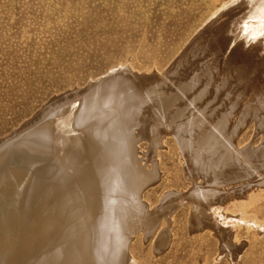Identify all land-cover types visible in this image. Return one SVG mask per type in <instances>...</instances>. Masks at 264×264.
<instances>
[{
	"label": "bare ground",
	"instance_id": "6f19581e",
	"mask_svg": "<svg viewBox=\"0 0 264 264\" xmlns=\"http://www.w3.org/2000/svg\"><path fill=\"white\" fill-rule=\"evenodd\" d=\"M256 1L232 0L220 8L165 71L140 73L130 65L119 67L109 72L108 79L54 96L32 120L0 140V264H130L134 233L144 228L147 237L160 217L157 213L165 210L163 203L153 215L143 199L158 176L157 160L151 177L138 151V141L148 131L156 153L164 136L178 147L185 178L192 184L188 196L197 203L198 225L212 212V200L222 193L223 185L259 169L264 172V144L240 146L242 138L236 134L250 118L264 138V111L258 106L238 109L220 79L236 72L241 83L264 84V36L249 40L251 33L244 25L254 14L264 15V2L256 10H234L239 3ZM223 15H228L227 20L213 25ZM253 57L260 59L255 62L258 66L253 65ZM218 81L223 84L216 85ZM92 89L71 108L64 106ZM215 100L218 105H212ZM62 104L65 111L22 134L54 105ZM95 109L100 110L97 117ZM263 179L240 188L254 184L261 190ZM178 193H166V207L172 206ZM171 223L156 244L165 243ZM211 224H206L210 231ZM221 229L215 234L223 236ZM228 247L222 244L221 249ZM237 252L241 251L236 249L233 255Z\"/></svg>",
	"mask_w": 264,
	"mask_h": 264
},
{
	"label": "rangeland",
	"instance_id": "374dc122",
	"mask_svg": "<svg viewBox=\"0 0 264 264\" xmlns=\"http://www.w3.org/2000/svg\"><path fill=\"white\" fill-rule=\"evenodd\" d=\"M230 1L0 0V140L32 120L54 96L70 95L90 81H103L109 72L119 67L130 65L140 73L165 71L189 47L200 29L210 24L219 9ZM260 2L264 1L239 3L234 10H256ZM256 16L254 14L252 19L244 20L246 33L253 35L248 36L249 40L264 36V15ZM225 17L228 15L218 17L213 25L225 22ZM252 59L253 65L258 66L255 62L260 59ZM224 77L222 75L220 79L226 83L225 92L238 103V109L241 105L242 109L258 106L264 111L263 83L247 84L246 80L241 83L236 72ZM92 92L93 89L70 100L72 103L63 104L71 108L78 103L76 101L80 102ZM216 103L217 100L212 105ZM63 104L62 107L61 104L54 105L43 120L22 134L34 131L41 123L50 122L55 113L67 109ZM94 111L95 117L100 115L99 109ZM257 127L250 118L238 126L236 134L242 138L240 146L249 147L251 144L261 147L264 144L263 133ZM148 132L146 137L139 139L141 151H138L145 159L144 168L151 177L154 175L153 161L157 160L158 176L143 192V199L153 215L163 203L165 210L157 213L160 217L157 215L159 219L147 237L144 228L134 233L129 244L130 264H264V190L261 191L264 187L260 190L255 186L259 179L264 178V172L259 169L252 175L223 185V189H219L222 193L212 200V212L202 217L200 220L203 222L198 225L197 203L188 196L192 184L185 178L178 147L164 136L156 153L151 131ZM250 181L256 182L253 187L240 188ZM170 191L179 192V198H173L172 206L166 207L169 203L167 200L163 202V198ZM236 210L241 213H234ZM168 221L172 223L168 236L166 234L168 239H164L166 244H156ZM205 222L212 223V231ZM221 228L223 236H218L215 231ZM222 244H228V249L222 250ZM236 249L241 252L233 255Z\"/></svg>",
	"mask_w": 264,
	"mask_h": 264
}]
</instances>
